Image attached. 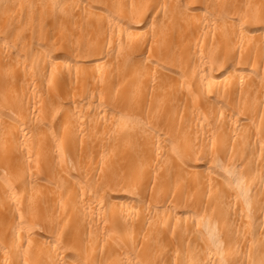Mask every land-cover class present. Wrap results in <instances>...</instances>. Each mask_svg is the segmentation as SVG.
I'll list each match as a JSON object with an SVG mask.
<instances>
[{
  "label": "bare ground",
  "instance_id": "1",
  "mask_svg": "<svg viewBox=\"0 0 264 264\" xmlns=\"http://www.w3.org/2000/svg\"><path fill=\"white\" fill-rule=\"evenodd\" d=\"M0 264H264V0H0Z\"/></svg>",
  "mask_w": 264,
  "mask_h": 264
}]
</instances>
